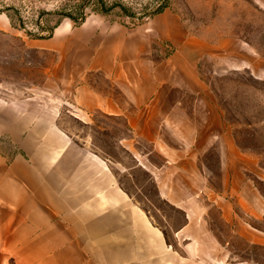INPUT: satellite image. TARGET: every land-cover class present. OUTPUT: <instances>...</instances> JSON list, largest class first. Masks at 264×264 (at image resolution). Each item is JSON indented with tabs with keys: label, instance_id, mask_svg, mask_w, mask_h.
Instances as JSON below:
<instances>
[{
	"label": "crops",
	"instance_id": "1",
	"mask_svg": "<svg viewBox=\"0 0 264 264\" xmlns=\"http://www.w3.org/2000/svg\"><path fill=\"white\" fill-rule=\"evenodd\" d=\"M152 25L172 48L166 64L191 56L192 40L177 14L161 13ZM108 35L101 53L86 64L115 81L118 94L81 86L80 105L124 117L135 137L151 145L148 152L135 149V166L146 168L158 196L181 214L174 235L183 252L119 185L106 160L77 144L57 117L16 110L13 125L0 128V137L18 149L12 155L0 149V264H260L250 254L232 258L235 240L264 249V230L247 220L260 217L262 202L245 195L252 187L244 166H221L224 192H209L211 174L201 159L223 137L219 117L202 100L208 115L195 120L184 98L187 86L170 83V67L144 63L152 45L147 38L130 42L121 26ZM50 40L37 43L49 48ZM193 121L198 125L187 131ZM153 152L161 163L149 157ZM214 211L229 229L225 240L212 225Z\"/></svg>",
	"mask_w": 264,
	"mask_h": 264
},
{
	"label": "rangeland",
	"instance_id": "2",
	"mask_svg": "<svg viewBox=\"0 0 264 264\" xmlns=\"http://www.w3.org/2000/svg\"><path fill=\"white\" fill-rule=\"evenodd\" d=\"M165 12L181 18L185 37L192 40L191 56L180 63H165L172 48L152 25ZM85 26L93 34L85 33ZM118 26L130 42L137 37L152 42L144 63L152 69L158 63L170 67V83L189 90L184 98L195 120L208 115L202 100L219 117L223 137L201 159L211 174L209 192H224L221 166H244L252 187L245 195L262 202L260 217L247 220L264 230V0H0V128L13 125L16 110L57 117L77 144L106 160L119 185L165 231L174 250L183 252L174 235L183 222L181 214L158 196L146 168L135 166V149L148 152L151 145L135 137L124 117L80 105L81 86L103 95L118 94L115 81L86 64L101 53L110 39L108 32ZM53 27L51 37H40ZM41 39H51V47L39 46ZM182 67L193 69L192 75L184 74ZM187 125L191 131L198 123ZM0 149L10 155L18 151L9 137H0ZM149 157L162 162L155 152ZM212 225L222 240L228 238L229 229L217 211ZM232 247L237 255L233 259L250 254L264 264V249L237 240Z\"/></svg>",
	"mask_w": 264,
	"mask_h": 264
},
{
	"label": "trees",
	"instance_id": "3",
	"mask_svg": "<svg viewBox=\"0 0 264 264\" xmlns=\"http://www.w3.org/2000/svg\"><path fill=\"white\" fill-rule=\"evenodd\" d=\"M82 20V19H81ZM54 27L53 28H51V29H48L47 30V32H48V34L46 35V36H40V37H42V38H48V37H51L52 35H53V31H54Z\"/></svg>",
	"mask_w": 264,
	"mask_h": 264
}]
</instances>
